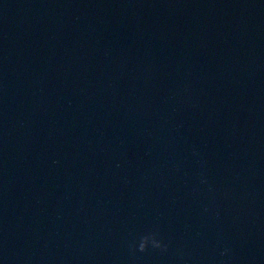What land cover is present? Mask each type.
Instances as JSON below:
<instances>
[{
	"label": "water",
	"instance_id": "95a60500",
	"mask_svg": "<svg viewBox=\"0 0 264 264\" xmlns=\"http://www.w3.org/2000/svg\"><path fill=\"white\" fill-rule=\"evenodd\" d=\"M0 264H264V0H0Z\"/></svg>",
	"mask_w": 264,
	"mask_h": 264
},
{
	"label": "clouds",
	"instance_id": "9594fccd",
	"mask_svg": "<svg viewBox=\"0 0 264 264\" xmlns=\"http://www.w3.org/2000/svg\"><path fill=\"white\" fill-rule=\"evenodd\" d=\"M150 244L153 248H163L164 250L167 249V245L158 240L154 233H149L140 238L138 250L141 252L146 251Z\"/></svg>",
	"mask_w": 264,
	"mask_h": 264
}]
</instances>
